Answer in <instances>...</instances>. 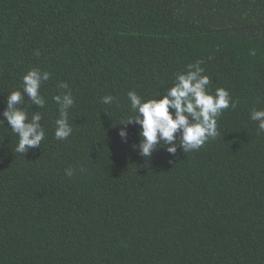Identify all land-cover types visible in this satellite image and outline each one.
Listing matches in <instances>:
<instances>
[{
  "label": "trees",
  "instance_id": "16d2710c",
  "mask_svg": "<svg viewBox=\"0 0 264 264\" xmlns=\"http://www.w3.org/2000/svg\"><path fill=\"white\" fill-rule=\"evenodd\" d=\"M242 2L0 0V120L29 69L50 73L45 107L22 105L43 116L41 146L15 152L0 124V264H264V132L250 119L264 108V1ZM197 60L236 107L199 150L139 155L140 126L118 134L128 91L154 97ZM64 91L73 132L57 140Z\"/></svg>",
  "mask_w": 264,
  "mask_h": 264
},
{
  "label": "clouds",
  "instance_id": "9594fccd",
  "mask_svg": "<svg viewBox=\"0 0 264 264\" xmlns=\"http://www.w3.org/2000/svg\"><path fill=\"white\" fill-rule=\"evenodd\" d=\"M202 63L203 61L197 60L186 65L183 72L174 74L172 86L154 97L146 99L135 90L128 91L127 97L134 115L120 122L125 127L120 128L118 134L126 141V126L132 123L140 126L139 144L133 146L138 147L139 155L149 158L161 146L172 155L176 154L178 146L187 153L199 150L207 141L217 137L218 118L225 109L235 108L236 101L225 87H217L215 91L209 89L211 80L201 67ZM49 79L48 71H42L38 67L31 68L22 77V89L13 90L7 95L6 108L2 113L4 119L0 120V124L4 125L6 120L10 125L9 129L19 137L15 148L17 153L25 155L29 149L39 148L45 139V127L40 123L43 120L42 114L34 111L29 116L22 105L26 95L31 105L44 108L46 98L41 94V87ZM57 87L65 90L69 88L67 82H58ZM53 100L59 106V115L55 120V138L67 140L73 132L68 119L69 109L74 104L73 96L70 91H64L55 95ZM101 100L106 105L116 102L111 94L103 96ZM250 119L257 121L258 130L264 132V108L252 109ZM74 171L68 168L65 175L71 177Z\"/></svg>",
  "mask_w": 264,
  "mask_h": 264
},
{
  "label": "crops",
  "instance_id": "0c3cea01",
  "mask_svg": "<svg viewBox=\"0 0 264 264\" xmlns=\"http://www.w3.org/2000/svg\"><path fill=\"white\" fill-rule=\"evenodd\" d=\"M248 2H250V8H256V9H259L261 6H262V2L264 1V0H247ZM243 3V2H242Z\"/></svg>",
  "mask_w": 264,
  "mask_h": 264
},
{
  "label": "rangeland",
  "instance_id": "374dc122",
  "mask_svg": "<svg viewBox=\"0 0 264 264\" xmlns=\"http://www.w3.org/2000/svg\"><path fill=\"white\" fill-rule=\"evenodd\" d=\"M243 4H246V5L242 6V8H245V7H247V5L250 4V2H248L247 0H243ZM189 15H191L192 18H195L196 17V15H193V13L190 12V11H189Z\"/></svg>",
  "mask_w": 264,
  "mask_h": 264
}]
</instances>
